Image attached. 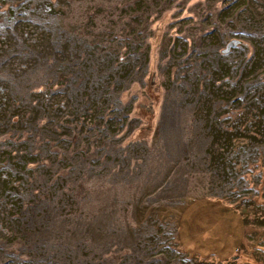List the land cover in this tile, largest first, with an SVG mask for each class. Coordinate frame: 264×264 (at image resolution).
<instances>
[{
    "label": "rangeland",
    "instance_id": "rangeland-1",
    "mask_svg": "<svg viewBox=\"0 0 264 264\" xmlns=\"http://www.w3.org/2000/svg\"><path fill=\"white\" fill-rule=\"evenodd\" d=\"M0 264H264V0H0Z\"/></svg>",
    "mask_w": 264,
    "mask_h": 264
},
{
    "label": "crops",
    "instance_id": "crops-1",
    "mask_svg": "<svg viewBox=\"0 0 264 264\" xmlns=\"http://www.w3.org/2000/svg\"><path fill=\"white\" fill-rule=\"evenodd\" d=\"M198 202H200V203H198ZM208 204H210V201H196L195 203L193 202V203H191L187 208L188 209H186V211H185V213H184V218H183V227H184V224H186V222H189V219H188V216H192L193 215V211L192 210H196V209H200L201 210V212L200 213H202L203 211H204V209L205 208H202V207H204V206H207ZM199 213V214H200ZM198 214V215H199ZM192 224V223H191ZM188 237H190V236H188ZM190 238H192V241L193 242H191L190 240H189V238H186L185 236L183 237V244L186 246V247H188L189 245H191V244H195L196 245V249H198L199 251L197 252V251H194L193 253H198L197 254V256H198V258L199 257H201V258H205L204 256H202V254L203 253H201L202 252V250L205 248L206 250H208V251H211L212 253H214V255L216 254V249H214V248H212V246L210 245V246H207V247H205V243L202 245V241H201V239H196V238H193V237H190ZM235 240H234V242L232 241V243L231 244H229V245H226V249L228 248V249H232L233 248V246L235 245ZM202 247V248H201ZM237 249H238V247H237ZM213 250H215V251H213ZM218 250V249H217ZM201 251V252H200ZM220 254V253H219ZM210 255H213V254H210ZM214 258V257H213ZM210 259V258H209Z\"/></svg>",
    "mask_w": 264,
    "mask_h": 264
},
{
    "label": "trees",
    "instance_id": "trees-1",
    "mask_svg": "<svg viewBox=\"0 0 264 264\" xmlns=\"http://www.w3.org/2000/svg\"><path fill=\"white\" fill-rule=\"evenodd\" d=\"M200 258V257H199ZM201 259V258H200Z\"/></svg>",
    "mask_w": 264,
    "mask_h": 264
}]
</instances>
